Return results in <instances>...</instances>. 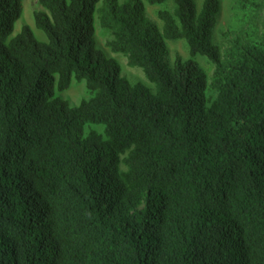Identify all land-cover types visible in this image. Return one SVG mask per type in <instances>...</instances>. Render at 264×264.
<instances>
[{"label": "trees", "instance_id": "trees-1", "mask_svg": "<svg viewBox=\"0 0 264 264\" xmlns=\"http://www.w3.org/2000/svg\"><path fill=\"white\" fill-rule=\"evenodd\" d=\"M169 1L159 27L143 0H40L41 42L0 0V264H264V34L221 47L222 0Z\"/></svg>", "mask_w": 264, "mask_h": 264}, {"label": "rangeland", "instance_id": "rangeland-1", "mask_svg": "<svg viewBox=\"0 0 264 264\" xmlns=\"http://www.w3.org/2000/svg\"><path fill=\"white\" fill-rule=\"evenodd\" d=\"M123 1V0H122ZM147 8L148 18L161 27L158 21V14L162 10L173 12L175 6L172 1L167 2L162 6H150L147 0H143ZM198 8L201 10L204 0H196ZM262 0H222V9L218 17V24L215 30L216 43L221 47L228 45L226 35L229 34L232 39H239L244 43L254 42L258 43L264 34V10L257 7ZM24 12L21 20L15 26V33L19 34L24 26H29L33 29L36 38L41 42H47L48 38L42 31L38 30L35 25V13L41 11L40 0H23ZM98 47L102 50L108 58L115 59L121 66L122 75L132 85L144 84L151 89L154 87L148 82L145 74L140 68H133L129 66L128 59L121 55L112 53L108 48L110 36L98 28L97 30ZM168 61L174 64L177 59L187 61L191 59L190 50L187 43L183 40L168 43ZM197 62L207 71L211 76L214 67L204 58H197ZM64 101L71 106H79L82 101L90 98V92L83 82L74 80L70 88L58 93ZM98 130V129H97ZM89 132V131H87Z\"/></svg>", "mask_w": 264, "mask_h": 264}]
</instances>
